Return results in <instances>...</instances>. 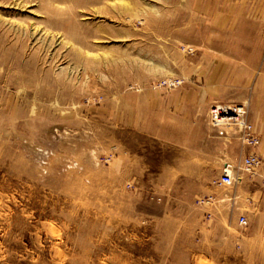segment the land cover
<instances>
[{"label": "rangeland", "instance_id": "rangeland-1", "mask_svg": "<svg viewBox=\"0 0 264 264\" xmlns=\"http://www.w3.org/2000/svg\"><path fill=\"white\" fill-rule=\"evenodd\" d=\"M0 264H264V0H0Z\"/></svg>", "mask_w": 264, "mask_h": 264}, {"label": "built area", "instance_id": "built-area-1", "mask_svg": "<svg viewBox=\"0 0 264 264\" xmlns=\"http://www.w3.org/2000/svg\"><path fill=\"white\" fill-rule=\"evenodd\" d=\"M210 120L215 124L219 125V122L222 120L228 121V124L226 125H234L239 126L245 130L248 129L246 122H245V116H246V110L244 107L239 105H214L210 109ZM249 143H251L250 140H248ZM259 165V161L256 156L251 155L246 157L241 162V169L245 172H249L251 169H254L256 166ZM218 186L223 187H231L234 184V177L232 174V169L230 165H226L222 173L216 182ZM239 224L241 226H246V221L241 218L239 221Z\"/></svg>", "mask_w": 264, "mask_h": 264}, {"label": "crops", "instance_id": "crops-1", "mask_svg": "<svg viewBox=\"0 0 264 264\" xmlns=\"http://www.w3.org/2000/svg\"><path fill=\"white\" fill-rule=\"evenodd\" d=\"M226 166V164H224L223 165V167H225ZM200 170H198V168L197 167H195V169L192 167L191 168V172H196V173H198Z\"/></svg>", "mask_w": 264, "mask_h": 264}, {"label": "bare ground", "instance_id": "bare-ground-1", "mask_svg": "<svg viewBox=\"0 0 264 264\" xmlns=\"http://www.w3.org/2000/svg\"><path fill=\"white\" fill-rule=\"evenodd\" d=\"M228 121H230V120H228ZM228 121L222 120L219 122V125H226V124H228ZM226 165H228V164H226Z\"/></svg>", "mask_w": 264, "mask_h": 264}]
</instances>
